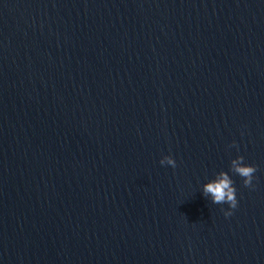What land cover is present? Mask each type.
Here are the masks:
<instances>
[{"label":"water","instance_id":"95a60500","mask_svg":"<svg viewBox=\"0 0 264 264\" xmlns=\"http://www.w3.org/2000/svg\"><path fill=\"white\" fill-rule=\"evenodd\" d=\"M0 264H264V0H0Z\"/></svg>","mask_w":264,"mask_h":264},{"label":"clouds","instance_id":"9594fccd","mask_svg":"<svg viewBox=\"0 0 264 264\" xmlns=\"http://www.w3.org/2000/svg\"><path fill=\"white\" fill-rule=\"evenodd\" d=\"M161 165L176 167V161L172 156H164L160 160ZM231 172L242 178L243 185L248 188H254L253 178L256 168L243 161L242 157H236L231 161ZM236 188L234 181L228 172H220L214 178L210 179L202 187V193L210 196L213 204H226L227 210H223L225 217L232 215V210L237 207Z\"/></svg>","mask_w":264,"mask_h":264}]
</instances>
